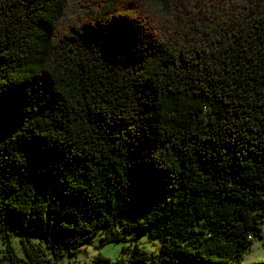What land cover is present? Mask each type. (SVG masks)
Masks as SVG:
<instances>
[{
  "label": "trees",
  "instance_id": "obj_1",
  "mask_svg": "<svg viewBox=\"0 0 264 264\" xmlns=\"http://www.w3.org/2000/svg\"><path fill=\"white\" fill-rule=\"evenodd\" d=\"M130 28L125 58L90 42ZM263 219L264 0H0V264L99 230L159 241L129 264H244Z\"/></svg>",
  "mask_w": 264,
  "mask_h": 264
},
{
  "label": "rangeland",
  "instance_id": "obj_2",
  "mask_svg": "<svg viewBox=\"0 0 264 264\" xmlns=\"http://www.w3.org/2000/svg\"><path fill=\"white\" fill-rule=\"evenodd\" d=\"M262 232L260 236H252L251 244L243 255V263L250 264L252 262L264 261V219L260 224ZM104 235L103 230H99L92 239L81 245L75 250L73 254H66L56 264H94V260L100 256L105 262L115 263L120 257L123 262L120 264H129L127 259L130 257L131 252L137 248L139 251H145L149 254L156 253L159 248V241L151 240L145 234L132 233L124 237V239L115 240L101 244L100 238ZM23 239L25 242L36 243L40 237L36 234L26 236L23 233L11 232L10 243L14 248L15 254L20 258H24V252L21 246L20 240ZM255 245H259V248H255ZM4 244L2 243L0 236V257L3 253ZM149 249H152L151 251ZM16 264H26L22 260Z\"/></svg>",
  "mask_w": 264,
  "mask_h": 264
},
{
  "label": "snow or ice",
  "instance_id": "obj_3",
  "mask_svg": "<svg viewBox=\"0 0 264 264\" xmlns=\"http://www.w3.org/2000/svg\"><path fill=\"white\" fill-rule=\"evenodd\" d=\"M129 8H132V4L130 3L128 5ZM94 37L90 42H100V50L103 48L106 51H108L112 58L121 56L124 57L127 55L128 52H130L131 49L134 48V45L136 42H138L137 33L134 29L128 30L125 33H118L113 30H108L105 33L97 34L93 33ZM37 96H40L39 102L41 100H44V95H41L39 92H37ZM51 101V99H48L45 101L46 104H48Z\"/></svg>",
  "mask_w": 264,
  "mask_h": 264
},
{
  "label": "clouds",
  "instance_id": "obj_4",
  "mask_svg": "<svg viewBox=\"0 0 264 264\" xmlns=\"http://www.w3.org/2000/svg\"><path fill=\"white\" fill-rule=\"evenodd\" d=\"M249 239H251V237H249ZM254 247L258 249L259 248V245H255V243H254ZM149 250L151 251L152 249H149ZM260 255L261 256H264V253H261Z\"/></svg>",
  "mask_w": 264,
  "mask_h": 264
}]
</instances>
